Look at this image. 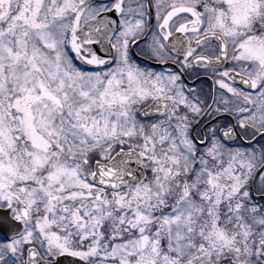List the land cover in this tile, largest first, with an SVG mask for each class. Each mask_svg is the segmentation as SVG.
I'll list each match as a JSON object with an SVG mask.
<instances>
[{
  "label": "snow or ice",
  "instance_id": "obj_1",
  "mask_svg": "<svg viewBox=\"0 0 264 264\" xmlns=\"http://www.w3.org/2000/svg\"><path fill=\"white\" fill-rule=\"evenodd\" d=\"M0 264H264V0H0Z\"/></svg>",
  "mask_w": 264,
  "mask_h": 264
},
{
  "label": "flooded vegetation",
  "instance_id": "obj_2",
  "mask_svg": "<svg viewBox=\"0 0 264 264\" xmlns=\"http://www.w3.org/2000/svg\"><path fill=\"white\" fill-rule=\"evenodd\" d=\"M188 83L191 84V80L190 79H189ZM197 83L200 84V86L202 88H204L205 90H207L210 87V85H211V81L208 80L207 78H203V77L201 78V80H198Z\"/></svg>",
  "mask_w": 264,
  "mask_h": 264
},
{
  "label": "water",
  "instance_id": "obj_3",
  "mask_svg": "<svg viewBox=\"0 0 264 264\" xmlns=\"http://www.w3.org/2000/svg\"><path fill=\"white\" fill-rule=\"evenodd\" d=\"M102 56L104 55L103 52L100 53Z\"/></svg>",
  "mask_w": 264,
  "mask_h": 264
}]
</instances>
